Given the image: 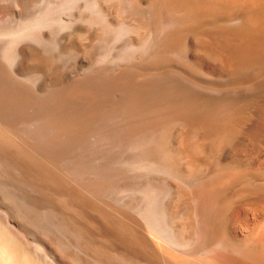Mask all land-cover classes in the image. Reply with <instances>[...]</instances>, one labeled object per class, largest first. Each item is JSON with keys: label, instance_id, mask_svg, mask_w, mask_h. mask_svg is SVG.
Returning a JSON list of instances; mask_svg holds the SVG:
<instances>
[{"label": "bare ground", "instance_id": "bare-ground-1", "mask_svg": "<svg viewBox=\"0 0 264 264\" xmlns=\"http://www.w3.org/2000/svg\"><path fill=\"white\" fill-rule=\"evenodd\" d=\"M263 70L264 0H0V264H264L223 159Z\"/></svg>", "mask_w": 264, "mask_h": 264}, {"label": "rangeland", "instance_id": "rangeland-1", "mask_svg": "<svg viewBox=\"0 0 264 264\" xmlns=\"http://www.w3.org/2000/svg\"><path fill=\"white\" fill-rule=\"evenodd\" d=\"M205 69L207 71L210 70L211 72H209L215 75V80L219 79V81L226 82L227 76L219 68L210 63H205ZM251 78L257 81L256 89L246 94L244 93L238 98L235 105L230 107L229 113L235 114L236 121L241 125V131L236 136L237 139L233 137L231 139L232 142L228 143V145L232 146L231 152L233 154L227 152V155L225 154L223 157L224 161H232L244 169L247 174L249 173L248 177L246 176L239 183H235L237 185L233 184L234 186L232 185L227 191V196L230 197L227 215L229 216V223L233 230L247 228L248 224L250 225L251 223L249 216L254 217V212H258L259 209L264 210V70L260 76H256L254 73L251 74ZM246 187L248 189H245ZM238 192L240 193V197ZM250 208L253 210L252 214L248 213V209ZM255 218L258 219L257 217ZM239 239L240 241L242 240L241 242L246 240L244 237H239ZM256 242H258V237ZM30 245L28 248L31 247V250L29 249V251L43 260L42 257L46 256L43 250H40L35 243ZM44 258H47V256ZM48 258L44 259V264L54 262ZM5 262L9 264L8 260Z\"/></svg>", "mask_w": 264, "mask_h": 264}]
</instances>
